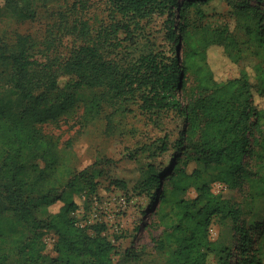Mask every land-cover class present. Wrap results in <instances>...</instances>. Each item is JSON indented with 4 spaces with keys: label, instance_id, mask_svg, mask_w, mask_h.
<instances>
[{
    "label": "trees",
    "instance_id": "obj_1",
    "mask_svg": "<svg viewBox=\"0 0 264 264\" xmlns=\"http://www.w3.org/2000/svg\"><path fill=\"white\" fill-rule=\"evenodd\" d=\"M50 1L0 0V19H32L38 6ZM54 1L58 5L56 20L42 40L19 33L10 43L0 38V62L4 65L0 80L7 87L5 98L0 96V264H118L113 260L115 241L124 234L109 235L104 221L80 224L74 216L96 193L95 176L101 170L88 165L67 177L58 175L54 141L40 127L69 113L83 89L102 90L85 104L90 119L100 113L103 103L122 111H130L136 104L149 116L175 109L196 127L201 115V139L193 148L200 161L216 167L210 180L194 179L196 194L184 198L180 192L186 190L193 175L200 176L199 169L192 173L171 169L167 176L170 188L162 187L161 176L167 171L156 173L152 165L143 179V185L154 190L150 200H156L154 210L159 209L163 226L156 248L165 250L166 264H207L211 252L219 254L216 264H234L230 247L212 241L209 230L214 216L231 217L236 222L237 210L215 193L209 182L233 186L246 171V156L253 153L249 120L255 115L251 124L257 125L264 114L252 107L249 76L264 93V13L256 15L245 29L248 40L257 44L262 63L251 65L252 74L242 68L239 76L215 79L201 49L189 40L184 24L187 7L202 0ZM165 12L172 51L182 42L189 47L188 59L181 64L175 58L165 61L159 51H143L139 44L141 37L150 34L147 26L154 27L153 19ZM175 12L178 34L172 30ZM187 65L201 74L199 85L207 95L184 105L176 92L185 87ZM63 76L67 79L60 86ZM14 95L21 104H13ZM183 145L181 135L175 146L181 150ZM260 147L264 155V136ZM166 149L164 144L162 150ZM259 167L254 182L264 192V162ZM111 182L117 188L126 187L124 180ZM35 199H50L60 205L43 219L33 210ZM238 230L241 241L251 243L249 230ZM47 232L55 237V255L45 253ZM259 236L257 253L243 259L244 264H264V225Z\"/></svg>",
    "mask_w": 264,
    "mask_h": 264
},
{
    "label": "rangeland",
    "instance_id": "obj_2",
    "mask_svg": "<svg viewBox=\"0 0 264 264\" xmlns=\"http://www.w3.org/2000/svg\"><path fill=\"white\" fill-rule=\"evenodd\" d=\"M248 6L252 11H246ZM57 9V3L52 0L40 4L36 16L32 19L17 22L10 18H1L0 38L7 39L10 43L15 34L19 33L29 34L37 41L42 40L49 25L56 20L54 12ZM260 13H264V0H202L187 7L184 24L189 40L201 49L207 68L215 79L239 76L242 68H247L252 74L251 65L262 63L257 44L248 40L249 36L245 31ZM167 19L166 12L153 19L151 24L156 25L147 26L150 34L148 37H141L139 44L143 51H159L165 61L171 62V59L175 58L181 64L188 59L189 47L182 42L177 46L176 52L172 51L173 41L170 42L167 37ZM174 19L176 21L172 30L178 34L177 12ZM153 30H156L154 38ZM3 67L0 62L1 72ZM200 75L189 65L185 68V87L176 92V97L182 104L191 103L207 95L199 85ZM66 79L65 76L60 77L59 85L62 86ZM249 81L252 107L264 114V93L258 90L259 83L252 75L249 76ZM2 85L0 80V96L5 98L4 90L6 91L7 87ZM101 91L81 90L80 99L69 113L56 121L40 124L42 132L54 141L57 174L67 177L88 165L101 170V174L95 176L98 181L96 193L89 197L85 206L82 205L74 212V216L80 224L95 220L104 221L109 235L124 234L115 241L114 262L166 264L165 250L156 248V239L163 226L159 209L154 210L156 200H150L154 190L143 185V179L148 172V166L152 165L156 173L167 171L161 176L162 187L170 188L171 181L167 176L171 169L175 171L184 168L188 173L199 169L200 176L195 178L193 175L191 180L187 181L189 185L186 190L180 192L182 197L192 198L196 194L194 179L210 180L216 172L214 164L200 161L197 151L193 148V143H198L201 139L200 131L204 119L200 115L196 127L175 109L162 110L154 116H149L142 113L136 104L131 105L130 111H122L108 103H103L100 113L90 119L89 114L85 112V104L93 94ZM12 101L15 106L21 104L15 95L12 96ZM254 119L256 116L252 115L249 120L250 137L255 142L252 145L253 153L245 158V173L238 177L231 187L216 181L209 182L212 190L237 210L236 222L231 217L214 216L209 230L212 241L230 247L234 264H244L243 259L249 258L257 250L259 231L264 225V192L257 188L254 182L258 178L259 166L264 162L260 147L264 136V116L257 125L251 124ZM181 135L184 145L180 150L175 143ZM164 144L166 150H162ZM114 179L124 180L126 187L117 188L111 182ZM59 205L58 201L35 199L33 210L44 219L57 211ZM239 227L249 230L247 233L251 243L241 241ZM252 230L256 233H251ZM44 238L45 253L55 255L53 233L47 232ZM241 247L246 250L242 252ZM218 255V252L209 253L207 264H216Z\"/></svg>",
    "mask_w": 264,
    "mask_h": 264
}]
</instances>
